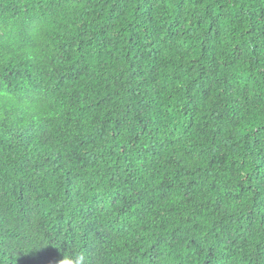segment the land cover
Returning <instances> with one entry per match:
<instances>
[{"label":"trees","instance_id":"16d2710c","mask_svg":"<svg viewBox=\"0 0 264 264\" xmlns=\"http://www.w3.org/2000/svg\"><path fill=\"white\" fill-rule=\"evenodd\" d=\"M264 264V0H0V264Z\"/></svg>","mask_w":264,"mask_h":264},{"label":"clouds","instance_id":"9594fccd","mask_svg":"<svg viewBox=\"0 0 264 264\" xmlns=\"http://www.w3.org/2000/svg\"><path fill=\"white\" fill-rule=\"evenodd\" d=\"M60 264H84V256L82 253L65 254Z\"/></svg>","mask_w":264,"mask_h":264}]
</instances>
